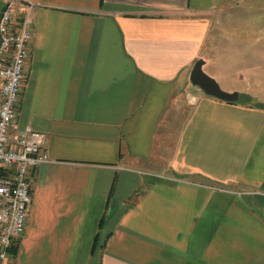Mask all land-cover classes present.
Listing matches in <instances>:
<instances>
[{
    "label": "crops",
    "instance_id": "crops-1",
    "mask_svg": "<svg viewBox=\"0 0 264 264\" xmlns=\"http://www.w3.org/2000/svg\"><path fill=\"white\" fill-rule=\"evenodd\" d=\"M13 2L34 26L16 125L52 162L3 264H264V99L190 80L232 0Z\"/></svg>",
    "mask_w": 264,
    "mask_h": 264
},
{
    "label": "built area",
    "instance_id": "built-area-1",
    "mask_svg": "<svg viewBox=\"0 0 264 264\" xmlns=\"http://www.w3.org/2000/svg\"><path fill=\"white\" fill-rule=\"evenodd\" d=\"M10 1L0 19V264L26 229L31 170L52 162L45 150L47 135L16 125V106L34 37L33 4L22 15Z\"/></svg>",
    "mask_w": 264,
    "mask_h": 264
},
{
    "label": "rangeland",
    "instance_id": "rangeland-1",
    "mask_svg": "<svg viewBox=\"0 0 264 264\" xmlns=\"http://www.w3.org/2000/svg\"><path fill=\"white\" fill-rule=\"evenodd\" d=\"M3 2L0 0V10L4 6ZM231 4V21L226 15L213 19L203 51L205 58L209 60L204 71L224 91L237 88L240 92L238 103H250L253 101L248 100L245 95L250 91L261 92V99H264V81L257 82L249 77H242L240 72L249 66L255 70H264V0H232ZM261 30L263 35L260 42H257L258 36L255 34Z\"/></svg>",
    "mask_w": 264,
    "mask_h": 264
},
{
    "label": "water",
    "instance_id": "water-1",
    "mask_svg": "<svg viewBox=\"0 0 264 264\" xmlns=\"http://www.w3.org/2000/svg\"><path fill=\"white\" fill-rule=\"evenodd\" d=\"M205 63L203 59H199L194 64L190 75L191 83L199 87L208 96L229 103L237 102L239 94L237 92H226L221 89L218 82L204 71L203 67Z\"/></svg>",
    "mask_w": 264,
    "mask_h": 264
},
{
    "label": "trees",
    "instance_id": "trees-1",
    "mask_svg": "<svg viewBox=\"0 0 264 264\" xmlns=\"http://www.w3.org/2000/svg\"><path fill=\"white\" fill-rule=\"evenodd\" d=\"M4 9H5V7L0 11V19H1V16H2Z\"/></svg>",
    "mask_w": 264,
    "mask_h": 264
}]
</instances>
